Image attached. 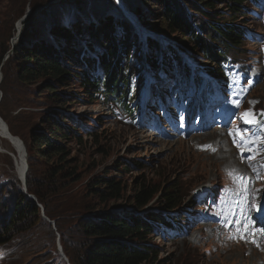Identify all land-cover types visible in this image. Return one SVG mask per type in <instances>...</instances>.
Segmentation results:
<instances>
[{
  "label": "rangeland",
  "instance_id": "rangeland-1",
  "mask_svg": "<svg viewBox=\"0 0 264 264\" xmlns=\"http://www.w3.org/2000/svg\"><path fill=\"white\" fill-rule=\"evenodd\" d=\"M127 1L133 8L127 5L126 0H0V63L2 61L0 64V103L2 102L0 104V202L3 201L2 196L5 193V199L12 198L10 195L12 193L7 192L15 194L17 181L20 182L24 192L27 188L16 172L21 151L8 139L3 130L4 128L10 130L4 115L12 121L16 130L23 132L24 138L29 140L36 130L47 134L53 130L52 125H43L41 121L42 113L47 115L46 113L52 112L63 119L66 125L77 123V129H81L79 133L82 137L81 142L70 140L67 145L71 152L70 158L76 162L79 170L78 181L67 187L60 181L57 193L52 196L51 207L56 208L60 215L65 217L77 215L81 204L89 202L88 187L91 182L107 173L110 177L117 176L127 186L123 198L110 203V207L114 208L126 207L140 183L160 189L175 187L181 200L179 208L172 212L162 211L157 198L147 210L163 212L172 215L175 219L172 230L164 232L162 236L153 237V242L160 248V259L166 261V264H256L258 259H262L261 252L259 253L253 243L247 240L248 236L245 233H229V230L233 229L230 228L232 224L243 223L247 211L249 215L255 211L260 222L253 223L250 229L264 232V193L262 192L264 125L258 124L259 121H264V1L259 0L257 5L250 0L245 2L244 16L235 18L237 21L235 23L244 26L246 30L243 50L239 55L237 52L229 53V70L226 76L220 78L213 77L208 71L218 67L203 61L197 53H194V56L189 55L186 52L188 45L182 44L179 36L156 34L150 31L134 13L136 9H142L147 21L158 23L159 31L162 28L160 25L163 26L161 20L157 18L159 13L164 11L161 4L158 5L155 0L148 4L143 0ZM171 1L172 5L179 6L186 12L196 33H199V26L195 22L205 19L190 14L189 0ZM221 9L222 6L217 8V10ZM119 10L139 34L138 38L137 35H133L126 42L124 38L126 35L116 22L117 20H121L122 24L128 22L122 21ZM126 10L133 15L134 18L129 15L133 20L124 13ZM107 16L116 17L111 33L115 40L120 39L122 42L118 43L116 53L122 46L118 55L126 72L128 63L125 62V58L127 60L128 57L123 56V50L125 51L129 46L131 48L129 52L134 53L135 56L130 68L132 66L136 68L132 73L140 92L132 105H142V112L136 114L135 118L129 117L117 104L107 102L101 95L96 94V99L94 97L91 99L79 80L73 81L69 89L75 94L76 102L72 99H68L70 103L67 102L68 100L65 101L66 106L63 107V113H67L65 116L54 111L55 103L48 99L50 94L46 88L47 84H50L49 80L28 85H23L19 81L16 63L9 64V59L14 55V48L20 41L16 39L18 23L23 25V33L26 28L28 29V40L33 42L43 39L39 32L48 26H57L73 20L97 26V23H102ZM147 37L154 39L159 47L145 54L148 46H145L144 38ZM5 48H9L7 54H3ZM85 53L88 60L91 59L87 50ZM175 53L178 59L173 58L172 55ZM148 55H153L154 61H151ZM94 57L96 58V55ZM16 59L17 57L15 62ZM159 60H162L159 68L149 66V62H156L159 65ZM6 64H9L7 79L4 73ZM164 65H168V68ZM71 69L81 72V69L74 65ZM251 72L254 75H249ZM200 81H203V85ZM57 89L60 91L61 87ZM176 93L181 94L185 108L183 110L185 113L181 115L182 122L184 119L188 121V127L186 129L183 127L184 130L177 117L174 121L176 125L178 124L176 129H166L167 125H164L163 119H160L163 115L158 118V112L154 113L158 111L160 105H164L177 116L173 109L174 104L169 102ZM223 104L233 108L231 120L225 127L221 126L220 122H215V119L218 120L221 114L227 118L230 113L225 108L217 112L213 110L214 106L221 107ZM24 112L28 113L24 115ZM245 113L249 115L245 117ZM245 120L254 122L246 123ZM204 127H207L206 134H218V140L224 141L222 149L216 152L217 156L227 154L224 149L226 147L239 150L238 160H234V157L229 159L230 162H235L233 169L236 170L240 166L247 168L250 163L259 169L257 174H254L253 181L250 179L251 171L245 173L244 184L247 189L245 206H240L238 200L232 202L235 193L231 194L229 191V187L235 182H240L237 179L239 172L224 174L221 172V168L225 169L223 166H220L217 172L216 168L212 171L208 166L199 165L204 157L197 155L194 147L212 142L208 139H200L199 144L193 143L201 137L200 129ZM18 134L13 135L23 142L22 134L20 132ZM160 141L168 144H162ZM189 141L192 142V146ZM238 144L240 147L237 146ZM24 147L26 150L25 144ZM26 154L28 155L27 150ZM36 162L37 160L34 161L33 174L39 175L41 167L47 172L44 161ZM120 164L130 166L140 164L142 168L132 167L130 172H122L120 169L118 172L116 168ZM256 186L259 187L258 191ZM209 187L213 191L208 195H201L202 190ZM200 195L203 201L196 202L194 198ZM201 215L217 217L221 227H217L215 225L217 223L209 220L198 222L196 218ZM42 218L45 222L39 224L31 233L32 243L29 245V248H33L35 244H39L42 252L26 251L22 254V247L21 252L15 253L8 246L0 245V264H62L60 262L64 259L62 254L64 256L65 254L56 223L44 214ZM237 228L239 227H235ZM239 237L248 242L243 254L238 247L230 243L231 240ZM251 240L264 254V248L257 243L256 237L252 236ZM64 260L70 264L69 261Z\"/></svg>",
  "mask_w": 264,
  "mask_h": 264
},
{
  "label": "trees",
  "instance_id": "trees-1",
  "mask_svg": "<svg viewBox=\"0 0 264 264\" xmlns=\"http://www.w3.org/2000/svg\"><path fill=\"white\" fill-rule=\"evenodd\" d=\"M151 1L143 0L145 4ZM155 1L164 8L163 13L157 16L163 26L160 25L162 28L159 32L158 23H150L146 20L143 10L136 9L134 13L143 21L144 27L156 34L179 36L182 44L188 45L186 52L189 55L194 56V53H197L203 61L218 67L208 70L213 77L225 76L229 67V53L237 52L239 55L243 50L246 30L244 26L235 23V18L244 16V5L249 0H189L190 14L205 19L195 22L199 26V33H196L186 12L179 6L172 5L171 0ZM250 1L258 4L257 0ZM126 3L129 6L127 0ZM220 6L223 9L217 10ZM119 13L122 21L128 22L120 10ZM115 18L107 16L102 23L98 22L97 26L78 20L63 22L57 26L51 25L40 30L39 35L43 39L33 42L28 40L29 31L26 28L14 48V55L9 59V64L16 63L17 76L23 85L49 80L50 84H47L46 88L50 94L48 99L55 103L56 108L53 110L65 116V101L72 99L76 102L75 94L69 89L73 81L79 80L91 99H96V94L101 95L107 102L117 104L129 117L135 118V114H140V105L136 108L132 105L140 92L132 73L136 68H130L135 56L129 52V46L123 50V56L128 57L127 60L125 58L128 63L126 72L118 55L122 46L116 53L118 43L122 42L120 39L115 40L111 33ZM116 23H119L118 27H122L126 42L133 35L138 38L139 34L130 22L122 24L121 20H117ZM21 28V23H18L17 30ZM146 40L148 50H145V54L159 47L154 39L147 37ZM8 50L9 48H5L3 54ZM85 50L91 59L88 60ZM148 56L154 61L153 55ZM172 56L174 59L178 57L176 53ZM9 64L4 66L6 79L9 77ZM72 65L81 69V72L72 70ZM149 65L152 68L158 66L156 62H149ZM164 67L168 68V65ZM57 87H61V90L58 91ZM176 100L181 102L179 94L176 95ZM1 113L3 114L2 111ZM27 113L24 112V115ZM46 114L42 113V124L52 125L53 130L48 134L36 130L29 140L25 139L23 132L17 131L12 121L3 114L10 125L9 133L14 138H17L15 135H19L18 132L22 134L28 155L23 177H26V191L22 190L20 182L17 181L15 194L7 192L12 193V198L5 199V193L2 196L3 201L0 202V245L8 246L15 253L21 252L22 247V254L26 251L41 253L39 244H35L33 248H29V245L32 243L31 233L39 224L45 222L42 218L44 212L48 219L55 221L64 254L70 264H166V261L159 258L160 248L153 242V237L169 230L173 226V220L168 219L163 212L147 210L157 198L162 211L172 212L179 208L181 200L175 187L160 189L140 183L126 207L114 208L110 207V203L121 200L127 186L117 176L110 177L107 173L91 182L88 187L89 202L81 204L77 215H60L56 208L51 207L52 196L57 193L60 181L67 187L79 179V170L76 162L70 158L71 152L67 145L70 140L82 141L79 133L81 129H77V123V126L64 124L63 119L55 113ZM259 124H264V121ZM35 160L44 161L47 172L41 167L39 175L33 174ZM132 167L142 168L140 164H120L116 171L121 169L122 172H130ZM60 262L68 264L64 259Z\"/></svg>",
  "mask_w": 264,
  "mask_h": 264
},
{
  "label": "bare ground",
  "instance_id": "bare-ground-1",
  "mask_svg": "<svg viewBox=\"0 0 264 264\" xmlns=\"http://www.w3.org/2000/svg\"><path fill=\"white\" fill-rule=\"evenodd\" d=\"M127 14L130 15L131 17H133V15L130 13L129 10H126ZM134 18V17H133ZM22 28L19 29L20 30V33L19 35L22 34V29H23V25L21 24ZM16 39H19V37H17ZM144 44L145 46H147V40L146 38H144ZM163 60V59H162ZM161 60V61H162ZM160 66H161V62H160ZM169 73V72H168ZM249 75H254L253 72H251ZM203 85V81H200ZM199 83V80L198 82ZM218 106H214V108H216ZM225 119V118H224ZM153 128H156L155 126H153ZM156 129H159V128H156ZM207 127H204L202 129H200V133L202 134L200 138L196 139L193 143H200V139H208L212 142H209L208 145H202V146H199V147H194V149L197 151V155H200L202 157H204V159L201 161L200 160V163L199 165H202V166H208L212 169V171H215V168L217 169V172L220 170V168L223 166L225 167V169L221 168V172L226 174V173H230V172H239L238 174V177H243L245 178L246 175L245 173L247 171L250 172V175H251V181H253V179H255V176L254 174H257V172L259 171V169L255 168L253 163H250L247 168H243V166H240L239 168H237L236 170L233 169V167H235V162H230V157H234V160H238V157H239V150L234 148V149H230V148H224L226 149L227 151V154H224V155H220V156H217V151H220L222 149V146L224 144V141H222V139L218 140V134H214V135H211V134H206L205 131H206ZM5 131V134L7 135L8 139L10 141H12V143L17 146L19 149H20V153H21V156H20V160L19 162L17 163L18 167H17V175L20 179V181H24L23 179V175H24V168L26 166V155H25V148L24 146L21 144L20 142V139L18 138H14L9 132V128H7V130H5V128L3 129ZM8 131V132H7ZM162 144H168L167 142H164V141H160ZM190 145L192 146V142H190ZM256 145H258V143H256ZM205 146H211L210 148L208 147H205ZM5 152V151H4ZM2 153V152H1ZM7 152H5L6 154ZM8 154V153H7ZM214 161V162H211V161ZM221 166V167H220ZM26 172H27V169H26ZM253 173V175L251 174ZM26 178V177H25ZM238 179V178H237ZM240 181V179H238ZM246 185L244 184V180L243 182H235V184L232 186V187H229V191L230 193H235L234 196H233V200L232 202L238 200L239 201V205L240 206H245V203H246V198H245V195L247 194V189L245 187ZM256 189L257 191L259 190V187L256 186ZM213 191L212 188H205L204 190H202L201 192V195H208L210 194V192ZM264 193V188H263V191ZM197 196L194 198V200L196 202H202L203 201V198L202 196ZM256 216V217H255ZM196 220L198 222H205V221H211L212 223H217L215 224L217 227L220 226L221 227V224H219V220L217 217L215 216H210V215H201L199 216L198 218H196ZM255 222H260V218L257 217V212H253L251 215H249L248 211L245 213V216L243 217V224L242 226H240L239 228L235 229H230L229 230V233L230 232H233V233H236L238 234L239 232H243L246 234V236H248V239L247 240H250L252 243H253V246L255 247V249L260 253L261 252V256H262V259H258V261L256 262V264H264V254L262 253L260 247L255 243L253 242L251 239H252V236H255L256 237V241L257 243L262 246V248H264V232H261L260 230H256L254 231L253 229H250V226L255 223ZM246 239H241L240 237L239 238H235L233 240H231L230 243H233L234 244V247H238L241 251H242V254L245 252L246 248L248 247V242H247ZM229 243V244H230ZM244 261V260H243ZM245 264V263H244Z\"/></svg>",
  "mask_w": 264,
  "mask_h": 264
},
{
  "label": "snow or ice",
  "instance_id": "snow-or-ice-1",
  "mask_svg": "<svg viewBox=\"0 0 264 264\" xmlns=\"http://www.w3.org/2000/svg\"><path fill=\"white\" fill-rule=\"evenodd\" d=\"M249 114L248 113H245L244 116L247 117ZM181 119H183V117H181ZM246 123H253L254 121L252 120H245ZM243 138V137H242ZM235 142V141H234ZM238 147H240V145L238 144L237 145ZM205 147H208L210 148L211 146H205ZM231 174V173H230ZM238 179H240L241 182H243L244 178L243 177H238ZM252 207H257L256 205H252Z\"/></svg>",
  "mask_w": 264,
  "mask_h": 264
},
{
  "label": "water",
  "instance_id": "water-1",
  "mask_svg": "<svg viewBox=\"0 0 264 264\" xmlns=\"http://www.w3.org/2000/svg\"><path fill=\"white\" fill-rule=\"evenodd\" d=\"M19 33H20V30H18V32H17V36L16 37H19V39H20V37H21V35H19ZM18 39V40H19ZM21 142V144L24 146V144H23V142L22 141H20ZM25 148V147H24ZM25 155L27 156V154H26V152H25ZM27 171H28V166H27ZM22 182V184L24 185V187H26V178L24 179V181H21ZM43 214H44V212H43ZM62 256H63V258L64 259H66V261H68L67 260V258L62 254Z\"/></svg>",
  "mask_w": 264,
  "mask_h": 264
}]
</instances>
